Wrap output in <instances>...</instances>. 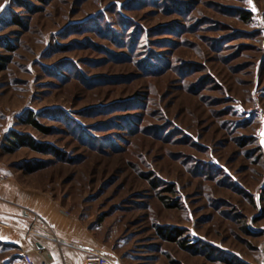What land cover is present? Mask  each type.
<instances>
[{"label": "rangeland", "instance_id": "374dc122", "mask_svg": "<svg viewBox=\"0 0 264 264\" xmlns=\"http://www.w3.org/2000/svg\"><path fill=\"white\" fill-rule=\"evenodd\" d=\"M0 60V163L85 240L264 264V0H0Z\"/></svg>", "mask_w": 264, "mask_h": 264}, {"label": "crops", "instance_id": "0c3cea01", "mask_svg": "<svg viewBox=\"0 0 264 264\" xmlns=\"http://www.w3.org/2000/svg\"><path fill=\"white\" fill-rule=\"evenodd\" d=\"M24 174L27 176L31 173L11 172L10 178L0 189V243L9 245V254L7 252L0 257V264L11 262L12 258L16 259L14 264H26L23 258L25 252L33 254L36 260L43 253L53 264H69L71 261L67 257L74 262H82L88 251L78 248L82 251L79 256L77 247L59 241L53 233L54 227L84 239L74 225V218L56 208L49 211V197L32 190ZM29 211L31 215L27 214ZM32 213L40 214L45 223H49L46 225L36 221L42 226L40 232L31 229L34 221Z\"/></svg>", "mask_w": 264, "mask_h": 264}, {"label": "built area", "instance_id": "2783aa9c", "mask_svg": "<svg viewBox=\"0 0 264 264\" xmlns=\"http://www.w3.org/2000/svg\"><path fill=\"white\" fill-rule=\"evenodd\" d=\"M10 175L7 171L4 170L0 163V189L1 187L8 181ZM42 226L38 225V223L34 220L31 223V229L32 230H37L41 229ZM54 228H53V233H54ZM38 251H40L38 249ZM41 253V252H40ZM88 254L86 258L82 262H74L73 260H70L71 262L69 264H112L106 257L95 254L92 252H86ZM23 258L26 262V264H53L43 253H41V258L39 260H36L33 257V254L30 252H25L23 254Z\"/></svg>", "mask_w": 264, "mask_h": 264}, {"label": "water", "instance_id": "95a60500", "mask_svg": "<svg viewBox=\"0 0 264 264\" xmlns=\"http://www.w3.org/2000/svg\"><path fill=\"white\" fill-rule=\"evenodd\" d=\"M54 234L56 238L68 245L77 247L79 249H82L84 251L92 252L95 254L102 255L106 257L112 264H125L123 260L118 257L116 254L111 253L107 250H105L103 247L92 243L90 241H87L85 239L79 238L77 236L71 235L69 233H66L60 229H55Z\"/></svg>", "mask_w": 264, "mask_h": 264}, {"label": "trees", "instance_id": "16d2710c", "mask_svg": "<svg viewBox=\"0 0 264 264\" xmlns=\"http://www.w3.org/2000/svg\"><path fill=\"white\" fill-rule=\"evenodd\" d=\"M4 66V63L3 61L0 60V68H2ZM35 126H38L39 124L37 123V121H35V119H33L32 117H29V119ZM40 126V125H39ZM13 133H15V137L13 136H10L11 138V141L16 144L17 146L19 144H28L30 145L31 147H33L34 149L36 150H40V151H46V149L44 148V145L43 143H40L38 141H36L35 139H32V138H26L24 137L25 135H19L16 133V131H14ZM26 142V143H24ZM9 146H12V145H9ZM13 148V147H12ZM43 167V164H40V163H33V164H26L25 166H23V168L29 172H33V171H36L40 168ZM169 234V231L166 232V236H170V235H167ZM9 245L5 244V243H0V248L2 250H6L8 248ZM1 253V252H0Z\"/></svg>", "mask_w": 264, "mask_h": 264}, {"label": "snow or ice", "instance_id": "6c2138e0", "mask_svg": "<svg viewBox=\"0 0 264 264\" xmlns=\"http://www.w3.org/2000/svg\"><path fill=\"white\" fill-rule=\"evenodd\" d=\"M262 135H264V133H262Z\"/></svg>", "mask_w": 264, "mask_h": 264}]
</instances>
